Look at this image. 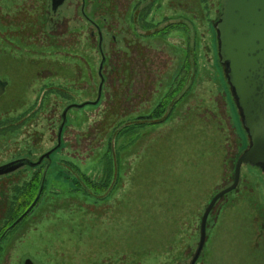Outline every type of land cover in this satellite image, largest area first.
<instances>
[{
  "label": "rangeland",
  "instance_id": "1",
  "mask_svg": "<svg viewBox=\"0 0 264 264\" xmlns=\"http://www.w3.org/2000/svg\"><path fill=\"white\" fill-rule=\"evenodd\" d=\"M225 1L0 0V167L37 162L86 104L42 170L0 177V264L192 263L250 147L219 56ZM196 264H264V171L242 166Z\"/></svg>",
  "mask_w": 264,
  "mask_h": 264
},
{
  "label": "water",
  "instance_id": "2",
  "mask_svg": "<svg viewBox=\"0 0 264 264\" xmlns=\"http://www.w3.org/2000/svg\"><path fill=\"white\" fill-rule=\"evenodd\" d=\"M56 12L67 0H51ZM219 56L226 67L228 82L237 101L244 127L249 135L250 147L238 159L235 167L234 184L214 197L209 204L201 223V239L191 264H196L206 241L208 217L216 203L225 195L233 192L240 181L244 165L264 171V0H226L220 21L217 24ZM103 38L100 34L99 49L102 62L99 68L101 79L97 105L103 95L105 78L103 68L106 57L102 50ZM8 83L0 79V98L6 93ZM89 104V103H88ZM86 105V104H85ZM69 106L63 113V122L58 132V144L44 154L37 162L23 158L0 167V177L16 172L21 167L37 168L45 159L62 146V135L67 123V113L74 107ZM24 264H35L26 259Z\"/></svg>",
  "mask_w": 264,
  "mask_h": 264
},
{
  "label": "trees",
  "instance_id": "3",
  "mask_svg": "<svg viewBox=\"0 0 264 264\" xmlns=\"http://www.w3.org/2000/svg\"><path fill=\"white\" fill-rule=\"evenodd\" d=\"M166 104V103H165ZM165 104L163 105V107H162V109H160V110H158V113L161 115V114H163L164 113V110H165ZM161 107V106H160ZM107 159L109 160V155L107 154ZM71 165L72 166H74L75 168H77V166H75L74 164H72L71 163ZM43 166H39V171L40 170H42V169H40V168H42ZM38 168V167H37ZM78 170H79V168H78ZM47 173V172H46ZM60 173H63V171H61ZM38 174V173H37ZM41 174V173H40ZM39 174V176H41ZM80 174L82 175V177H83V179H84V182H85V184L86 185H88L87 187L88 188H90V190L92 191V194H93V192H96V190H97V184L98 183H95L93 180H91V178H89L86 174H84V173H82V172H80ZM38 176V177H39ZM37 178V177H36ZM46 178H44V180H43V178L41 179V182L39 183V184H43V188H44V191H45V188H46V183H47V180H45ZM74 181H76V183L78 184V181H77V179H75ZM32 184V183H31ZM31 184H29V186L31 185ZM100 186V185H99ZM31 187L32 188H34V186H30V189H31ZM36 188H38L39 189V187L37 186ZM99 190V189H98ZM97 190V191H98ZM83 192V191H82ZM87 195H89L88 193H86ZM90 196V195H89ZM16 216V215H15ZM15 216H12V218H13V220L15 219ZM2 236V235H1ZM1 238V237H0ZM0 243H2V240H1V242ZM1 245V244H0ZM1 248V247H0ZM0 251H1V249H0Z\"/></svg>",
  "mask_w": 264,
  "mask_h": 264
},
{
  "label": "flooded vegetation",
  "instance_id": "4",
  "mask_svg": "<svg viewBox=\"0 0 264 264\" xmlns=\"http://www.w3.org/2000/svg\"><path fill=\"white\" fill-rule=\"evenodd\" d=\"M21 159H23V158H21ZM36 169H38V168H36Z\"/></svg>",
  "mask_w": 264,
  "mask_h": 264
}]
</instances>
